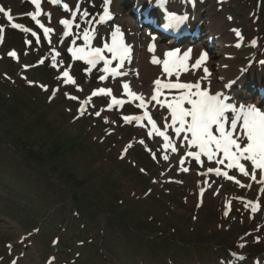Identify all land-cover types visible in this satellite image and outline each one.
Here are the masks:
<instances>
[{
    "label": "rangeland",
    "instance_id": "obj_1",
    "mask_svg": "<svg viewBox=\"0 0 264 264\" xmlns=\"http://www.w3.org/2000/svg\"><path fill=\"white\" fill-rule=\"evenodd\" d=\"M0 1L14 18L0 13V264L15 257L19 264H44L48 256L54 257L48 264H239L236 253L247 255L242 264H264V192L180 170L168 172L181 183L162 177L168 163L158 142L121 112L100 110L104 100L81 115L77 102L90 95L95 76L72 64L66 49L60 59L50 56L27 24L22 0ZM95 1L84 0L85 9ZM201 10L203 25L208 18L221 26L225 43L234 42L232 27L247 36L244 50L264 42V0H207ZM13 23L23 34L10 35ZM66 67L74 84L59 77ZM67 93L78 101L68 102ZM52 132L81 138L67 163H52L38 149ZM257 197L255 213L248 201Z\"/></svg>",
    "mask_w": 264,
    "mask_h": 264
},
{
    "label": "snow or ice",
    "instance_id": "obj_2",
    "mask_svg": "<svg viewBox=\"0 0 264 264\" xmlns=\"http://www.w3.org/2000/svg\"><path fill=\"white\" fill-rule=\"evenodd\" d=\"M31 2L36 5L37 12L28 13V15L44 28V33L47 35L52 29L44 27L37 19L40 15L39 8L41 0H31ZM51 2L58 3L59 0H51ZM166 2L167 0H157V3L161 6H164ZM191 2L194 4L195 0H191ZM110 5L111 0H103L102 12L99 15L100 23L112 18ZM63 8L65 11H71L74 17L77 13L85 17L90 16L87 9L81 10L79 2L74 10L69 9L67 4H63ZM0 11L5 10L0 7ZM8 19H12L10 13L8 14ZM167 19L170 24L178 25L186 21L188 17L186 15L178 16L170 13ZM60 23L64 24L65 27H70L71 24L67 19L61 20ZM12 27L22 28L23 26L13 23ZM24 30L29 31V29ZM0 31H2V29H0ZM234 31L238 37L241 35L238 29ZM33 35H35V33H33ZM123 35L120 26H114L111 32V43L105 42L102 47H91L89 41L92 37L89 35L88 31H85L83 38L86 47L77 48L76 51L73 52V56L80 60H86L87 63L93 67H95L98 62L103 61L105 72H111L113 77L126 76L128 73L121 72L119 69L123 68L126 62H131L132 46L126 43L123 39ZM252 43L255 44L256 41H252ZM239 46L240 45L237 44V47ZM69 51H72V49H69ZM105 51L112 54V59L105 57ZM154 51L155 45L153 40V43L149 45V52L154 53ZM77 52L81 53V55L76 56ZM191 52V49H187L183 53H180L179 50L169 51L164 54L163 59H159L153 55L151 63L162 65L164 73L171 77L174 69L188 70L186 63L191 60ZM9 55L16 56V53L10 52ZM112 60H117L119 62L115 68L109 67ZM206 60L207 53L204 52L189 65L193 69L203 67L204 76L195 83L162 82L160 78H157L153 82L155 85V94L151 96V101H157V103H159L158 96L162 94L164 89L179 90L180 94L173 96L172 102L167 104V107L171 110V125L169 126L174 128L177 136H182V139L187 142L189 147L199 149V151H188L187 156L194 157L195 160L199 162L201 160V155H205L208 160H213L215 158L217 165H224L225 161H227V169L238 170L243 176H250L252 180L257 179V170H260V180H258L257 183L264 184V111L255 105L234 104L231 102V98L222 91L213 93L209 87V77L211 74L208 68L204 66ZM62 75L65 78V83H75V80L69 75L67 70L64 71ZM99 78L101 80L106 79L105 76H100ZM202 81L208 83L202 84ZM230 86L229 84L225 87L227 88ZM122 87L134 99L141 101V107L145 106L143 94L132 91L127 81L123 82ZM98 92L100 94L111 95V89L100 88ZM98 92L93 91L91 95L96 96ZM55 94L56 91L54 90L52 95L54 96ZM70 98L77 99V97ZM88 99L90 100L91 97ZM112 99L116 104L122 103L121 100L116 99L114 96ZM84 103H87V101ZM84 103L81 105V115H83ZM185 104H187L188 107H185ZM111 106L110 104L109 107ZM96 115L99 116L100 112H97ZM144 116L148 117L149 121H152V117L149 116L147 111L144 112ZM124 119L126 122H131L132 119L140 120L142 117L126 116ZM152 127L154 129L156 128L154 121H152ZM157 134L163 136L164 140L168 142V144L165 145L166 147L171 144V140L164 132L157 129ZM141 143H143V141H141ZM172 151H177V148L172 147ZM217 153H222L223 158H216ZM165 159H167V156H165ZM241 161L244 162L242 163ZM180 163L183 165V158L180 160ZM246 164H248L247 168ZM181 170L185 172L188 171L187 168H182ZM207 172H215L216 176H224L228 180H235L234 175H229L228 171H222L219 166L215 169L209 167ZM235 182L241 187L245 186L241 184L239 180ZM247 186L251 187V185ZM261 191L264 192V187L261 188ZM256 210L257 207L253 206L252 211Z\"/></svg>",
    "mask_w": 264,
    "mask_h": 264
},
{
    "label": "bare ground",
    "instance_id": "obj_3",
    "mask_svg": "<svg viewBox=\"0 0 264 264\" xmlns=\"http://www.w3.org/2000/svg\"><path fill=\"white\" fill-rule=\"evenodd\" d=\"M117 1H118L117 4L119 6L124 0H117ZM190 13H191V17H193L192 11H190ZM124 16L125 17L122 16L119 19V23L121 25H122V23H125V22L127 23V20H129V19L131 20V22H134L133 18H131V15H129L128 12ZM203 16H204V14H203ZM199 19H200V17H199ZM127 24H128V33L125 36H126L127 44L132 46V60L130 63L126 62L127 66L125 63L124 67L121 70V72L128 73V75L119 76V78L126 79V80L129 79L130 83H131L132 90L138 92L139 94H143L145 99H149L150 96L154 93V88H155L153 86L152 80H153V78L157 77L161 73L160 65L151 63V60H152L153 55H155L159 59L161 58L162 52L166 48V43H164V41H159L158 38L156 37L157 35L156 36L153 35L150 32L149 28H146L144 31H141L139 29V27H136V26L132 25L131 23H127ZM203 27H204L203 28L204 32L207 35L214 36L216 42L213 45H215V49H217L216 46L219 43L218 41L222 40V33H221L219 27L216 24L212 23L211 21H209L206 25H203ZM153 40H154V45H155L154 53L149 52V45L153 43ZM217 47L224 49V50H222L223 51L222 54L224 57L222 58V60H218V59L214 60L215 58L212 59L211 64L212 63L215 64V63L219 62V64L224 63V64L228 65L229 63H231V61L233 59H236V57L234 58L233 56H235L236 54L237 55L240 54L238 48H234V47L229 46L228 44H225V43L222 44V41H221V44ZM187 49L192 50L191 60L186 63V67L188 70L185 71L184 69H179V70L175 69L174 73L175 74H187L190 76H195L194 79L199 80L204 75H202L201 73H198V69H193L189 65L191 63H193L195 61V59L198 58L201 53L206 52L205 46L202 44L201 38H200L195 45H182V46H179L177 48V50H179L180 53H183ZM131 64L133 67H138V75L133 73V71L130 69ZM211 72H210L211 75L209 77L210 89L212 88L213 84L216 83V80H215L216 75L220 74V73L216 74L213 71H211ZM263 79H264V76H263ZM239 82H240V84L242 83V78L239 79ZM204 83H208V82L202 81V84H204ZM237 84L239 85V83H237ZM149 105L151 106L150 103H149ZM152 107L154 108L155 105H152ZM169 114H170V112H169ZM168 118H169V116H167V119L164 118V120L161 121L160 123H162L164 125L168 124L169 123ZM169 139L171 140V142H174L176 144L175 147L178 150L177 156H178L180 151H183V153H185V152L187 153L188 151H190L189 149L191 147H189L187 145V142L182 139V136H177L173 129H172V132L170 133ZM159 141L164 144V142L161 139H159ZM164 153H165V156H167L166 160H167L168 164H166V165L171 166L172 164H175L176 155L174 154L175 152L172 151L171 145L167 146ZM204 160H205V162L210 161L207 159L206 156H204ZM166 168L162 172V177H165V176L169 177L172 175L170 172H168L170 169L167 170ZM172 168H176V167H172ZM187 172H188V174H187L188 176L191 174H194V170L192 168H189ZM236 180H239L240 182L242 181L241 179H235V181ZM257 181H258L257 179L254 181V183L251 187L252 189H254V187H256L257 185H261L260 183H257Z\"/></svg>",
    "mask_w": 264,
    "mask_h": 264
},
{
    "label": "trees",
    "instance_id": "obj_4",
    "mask_svg": "<svg viewBox=\"0 0 264 264\" xmlns=\"http://www.w3.org/2000/svg\"><path fill=\"white\" fill-rule=\"evenodd\" d=\"M76 138L69 137L63 140L56 138L55 134L53 135L50 141L43 140L39 141V151L44 155V158L55 162H61L66 158V154H72L75 147ZM67 163V161H63Z\"/></svg>",
    "mask_w": 264,
    "mask_h": 264
}]
</instances>
